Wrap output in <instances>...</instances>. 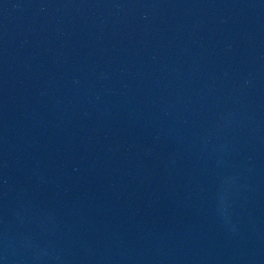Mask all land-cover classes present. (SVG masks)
Listing matches in <instances>:
<instances>
[{
	"label": "water",
	"instance_id": "water-1",
	"mask_svg": "<svg viewBox=\"0 0 264 264\" xmlns=\"http://www.w3.org/2000/svg\"><path fill=\"white\" fill-rule=\"evenodd\" d=\"M0 264H264V0H0Z\"/></svg>",
	"mask_w": 264,
	"mask_h": 264
}]
</instances>
